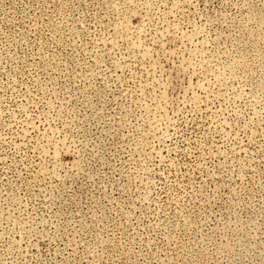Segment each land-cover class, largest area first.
<instances>
[{"label": "rangeland", "instance_id": "1", "mask_svg": "<svg viewBox=\"0 0 264 264\" xmlns=\"http://www.w3.org/2000/svg\"><path fill=\"white\" fill-rule=\"evenodd\" d=\"M0 264H264V0H0Z\"/></svg>", "mask_w": 264, "mask_h": 264}]
</instances>
